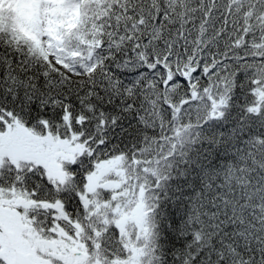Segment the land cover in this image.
Wrapping results in <instances>:
<instances>
[{"label": "snow or ice", "instance_id": "obj_1", "mask_svg": "<svg viewBox=\"0 0 264 264\" xmlns=\"http://www.w3.org/2000/svg\"><path fill=\"white\" fill-rule=\"evenodd\" d=\"M0 0V264H264V0Z\"/></svg>", "mask_w": 264, "mask_h": 264}, {"label": "trees", "instance_id": "obj_2", "mask_svg": "<svg viewBox=\"0 0 264 264\" xmlns=\"http://www.w3.org/2000/svg\"><path fill=\"white\" fill-rule=\"evenodd\" d=\"M28 1L29 0H11L10 2L11 18L21 31L25 30L26 25L32 21L35 15L31 6L27 5Z\"/></svg>", "mask_w": 264, "mask_h": 264}, {"label": "rangeland", "instance_id": "obj_3", "mask_svg": "<svg viewBox=\"0 0 264 264\" xmlns=\"http://www.w3.org/2000/svg\"><path fill=\"white\" fill-rule=\"evenodd\" d=\"M27 5H28V6H31L33 12L36 13L37 9H36V6H35L33 0H29V1L27 2Z\"/></svg>", "mask_w": 264, "mask_h": 264}]
</instances>
